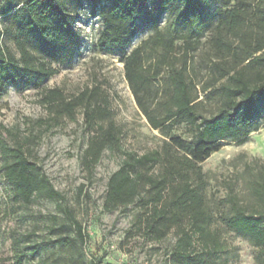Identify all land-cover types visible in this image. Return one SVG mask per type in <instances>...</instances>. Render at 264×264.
<instances>
[{
    "label": "trees",
    "instance_id": "16d2710c",
    "mask_svg": "<svg viewBox=\"0 0 264 264\" xmlns=\"http://www.w3.org/2000/svg\"><path fill=\"white\" fill-rule=\"evenodd\" d=\"M210 0H85L97 12L102 29L97 39L99 51L117 55L124 76L148 124L153 130H171L178 121L193 131L191 142L170 137L160 148L143 155L121 151L123 160L108 179L102 208L106 213L130 207L137 211L131 226L124 232V242L159 244L170 234L175 241L167 252L166 264H221L226 252L220 229L205 202L206 181L201 164L218 152L223 141L242 145L247 140L258 106L264 105V0H240L233 7L220 11L215 28V47L219 60L212 63L214 92L220 100L216 113L205 118L198 114L191 82L185 67L177 68L170 56L178 39L171 30L182 21L187 32L184 56L191 50V37L203 33L201 19ZM74 0H21L1 7L0 16L15 23L12 35L15 53L1 44L4 29L0 26V97L10 84L18 90L40 91V102L54 121L59 117L73 119L79 111L83 118L86 147L81 167L92 176L102 154L107 149H119V129L112 121L110 96L99 86L84 88L71 98L58 89L43 90L45 82L57 75L60 68L69 66L79 48L70 5ZM247 2L256 8L255 17L249 13ZM169 10L175 21L170 30L158 29L160 16ZM147 17L153 34L127 54L136 35L137 23ZM237 41L234 52L231 39ZM36 42L37 53L30 45ZM158 49L169 82V95L164 102L165 116L160 119L145 108L141 101L143 89L150 84L151 75L144 65V52ZM232 56L228 61L222 52ZM205 91V89H203ZM39 127L44 123L38 121ZM48 125L45 132L50 129ZM12 138V146L0 141V174L12 187L13 199L29 205L38 199H65L49 179L32 163L30 145L39 140L37 134L21 136L0 127ZM41 130V129H40ZM35 144V143H34ZM251 176L248 191L252 205H241L230 189L222 204L229 214L221 223L229 231L248 237L258 250L256 264H264V166L255 161L246 166ZM64 223L55 224L59 230L57 243L68 246L74 242V232L80 243L86 235L76 220L74 211L59 206ZM2 217L0 216V222Z\"/></svg>",
    "mask_w": 264,
    "mask_h": 264
},
{
    "label": "rangeland",
    "instance_id": "374dc122",
    "mask_svg": "<svg viewBox=\"0 0 264 264\" xmlns=\"http://www.w3.org/2000/svg\"><path fill=\"white\" fill-rule=\"evenodd\" d=\"M238 1H209L201 19L203 33L199 36V31H196L192 35L191 50L186 57L182 38L187 32L186 27L182 21H178L171 30L178 39L170 61L177 68L185 67L193 95L197 96L196 110L205 118L213 116L220 104L214 92L220 83L215 82L212 70V63L217 62L220 56L214 43L215 28L220 20V11L233 7ZM7 4L12 5V0H0V9ZM247 6V11L255 17L256 8L250 2H247ZM70 11L79 35V48L72 63L60 68L59 73L48 79L42 89H58L68 99L84 88L99 86L103 89L110 96L112 121L119 129L120 148L105 150L92 176H89L80 164L87 138L83 133L81 112L78 111L73 119L59 117L51 121L52 115L40 102V91L29 89L20 92L18 84L7 86L0 97V127L11 132L18 129L21 136L42 131L39 140L30 145L33 149L31 160L65 200L38 199L29 205L23 204L13 199L11 185L0 174V264H166V254L175 241V235H168L159 244L142 243L141 240L124 242V232L131 226L137 211L130 207L126 211L117 209L104 212L102 204L106 184L123 160L121 151L140 156L160 148L170 137L191 142L194 133L180 120L171 130H153L127 84L118 56L97 48L102 29L97 12H93L85 0H74ZM174 21V16L167 10L159 18L158 29L170 30ZM0 26L5 31L2 46L15 53L12 40L15 23L0 16ZM152 34L153 28L147 17L140 19L127 54ZM230 41L231 50L239 52L237 41ZM37 45L32 42V52L37 53ZM222 53L223 59L232 60L226 50ZM161 54L158 49L144 52V65L151 75V81L141 94L143 106L160 119L166 114L164 102L170 92L167 73L161 65ZM38 121L44 125L39 127ZM48 125L51 127L45 132ZM0 141L8 146L13 143L10 134L1 129ZM221 143V149L201 164L206 181L205 202L214 215L215 226L220 229L226 249L219 262L256 264L258 250L253 242L248 237L227 230L221 219L229 214V206L222 204V201L230 189L241 205L254 203L248 191L251 176L245 169L255 161L264 166V105L258 106L245 143L236 145L227 140ZM59 206L74 211L87 237L84 243H80L74 232L69 233L74 240L72 244L53 243L59 235L55 224L65 222Z\"/></svg>",
    "mask_w": 264,
    "mask_h": 264
}]
</instances>
